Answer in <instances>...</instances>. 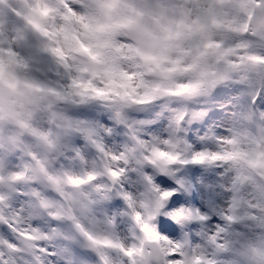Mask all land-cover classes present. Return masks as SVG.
Here are the masks:
<instances>
[{
    "label": "snow or ice",
    "instance_id": "1",
    "mask_svg": "<svg viewBox=\"0 0 264 264\" xmlns=\"http://www.w3.org/2000/svg\"><path fill=\"white\" fill-rule=\"evenodd\" d=\"M0 264H264V0H0Z\"/></svg>",
    "mask_w": 264,
    "mask_h": 264
},
{
    "label": "clouds",
    "instance_id": "2",
    "mask_svg": "<svg viewBox=\"0 0 264 264\" xmlns=\"http://www.w3.org/2000/svg\"><path fill=\"white\" fill-rule=\"evenodd\" d=\"M154 131H158L155 130ZM125 144H129L128 139L121 135L115 141H109V146H119V150H123V146ZM129 147H133V145L129 144ZM126 159L122 160L116 167H120L123 169L124 176L127 179H124L122 184L115 185L111 182V180L107 176L97 175L96 179L91 182L89 185H85V187L91 191H95L96 184L99 182H103L108 185V192L111 195V198L103 201L97 208V214H102L106 212L110 216H115L118 232L122 237L130 236L129 229L132 226L131 218L126 216L124 213L127 211V203L126 201L117 194V188H122L123 190L131 193L136 198H142L141 194L148 191L146 183L144 181V176L149 175L152 177L153 183H155L158 188L162 191L168 190L173 191L174 196H180L183 198L190 199L193 193H186L183 189L180 188L179 185L175 184V180L173 177L167 175V173L160 170V168L152 165L149 162H145L144 164H140L139 161L143 159L145 154L141 153H133L129 154L127 152L123 153ZM90 160H96L99 164V170H103V160L100 159L99 155L93 152L89 156ZM165 181L167 183H165ZM155 193L152 194V197L155 198ZM172 203V198H168L164 208L160 209L158 213L153 218L152 223L155 224L158 231H161L162 235L169 236L171 233V229H175L177 232V236L172 237L173 239H179L184 231H191L190 228L182 227L177 224L170 216L165 215V211L168 210V205ZM133 241L128 240V243H132Z\"/></svg>",
    "mask_w": 264,
    "mask_h": 264
}]
</instances>
